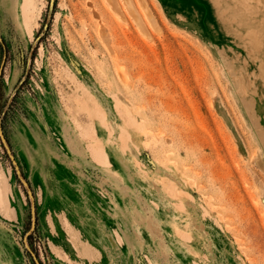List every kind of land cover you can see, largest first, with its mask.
<instances>
[{
  "label": "rangeland",
  "instance_id": "1",
  "mask_svg": "<svg viewBox=\"0 0 264 264\" xmlns=\"http://www.w3.org/2000/svg\"><path fill=\"white\" fill-rule=\"evenodd\" d=\"M3 55L0 264H264V0H0Z\"/></svg>",
  "mask_w": 264,
  "mask_h": 264
},
{
  "label": "water",
  "instance_id": "2",
  "mask_svg": "<svg viewBox=\"0 0 264 264\" xmlns=\"http://www.w3.org/2000/svg\"><path fill=\"white\" fill-rule=\"evenodd\" d=\"M3 63H4V55H3L2 60H1V63H0V71L2 70Z\"/></svg>",
  "mask_w": 264,
  "mask_h": 264
},
{
  "label": "bare ground",
  "instance_id": "3",
  "mask_svg": "<svg viewBox=\"0 0 264 264\" xmlns=\"http://www.w3.org/2000/svg\"><path fill=\"white\" fill-rule=\"evenodd\" d=\"M125 1H127V0H125ZM128 3H129V1H128ZM143 3H144V2H143ZM129 4H130V3H129ZM129 6H130V5H129ZM130 8H131V7H130ZM131 10H132V9H131ZM147 10H148V9H147ZM148 12H149V10H148ZM149 14H150V12H149ZM150 15H151V14H150ZM151 16H152V15H151ZM153 17H154V16H152V19H151L152 21H154V20H153ZM150 18H151V17H150Z\"/></svg>",
  "mask_w": 264,
  "mask_h": 264
}]
</instances>
